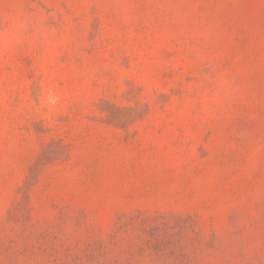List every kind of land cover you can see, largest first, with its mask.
Masks as SVG:
<instances>
[{
    "label": "rangeland",
    "instance_id": "rangeland-1",
    "mask_svg": "<svg viewBox=\"0 0 264 264\" xmlns=\"http://www.w3.org/2000/svg\"><path fill=\"white\" fill-rule=\"evenodd\" d=\"M0 264H264V0H0Z\"/></svg>",
    "mask_w": 264,
    "mask_h": 264
}]
</instances>
